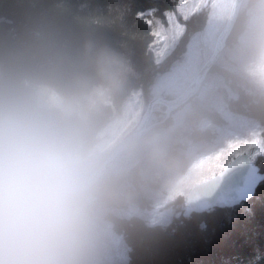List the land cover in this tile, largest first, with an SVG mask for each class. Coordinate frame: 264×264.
Wrapping results in <instances>:
<instances>
[{"label":"clouds","instance_id":"clouds-1","mask_svg":"<svg viewBox=\"0 0 264 264\" xmlns=\"http://www.w3.org/2000/svg\"><path fill=\"white\" fill-rule=\"evenodd\" d=\"M228 57L264 97V0H233ZM128 63L43 8L0 13V264H108L117 228L182 163L175 124L109 111Z\"/></svg>","mask_w":264,"mask_h":264},{"label":"trees","instance_id":"trees-1","mask_svg":"<svg viewBox=\"0 0 264 264\" xmlns=\"http://www.w3.org/2000/svg\"><path fill=\"white\" fill-rule=\"evenodd\" d=\"M15 2L21 6L51 10L58 16L72 21L78 30L102 38L125 56L129 71L121 93L114 98L109 109L113 117L121 110L133 91H140L144 103H148L151 98L150 87L161 74L171 68L176 59L181 60L183 58L190 37L205 27L210 15L208 5H203L187 18L179 16L180 22L185 26L184 31L172 50L164 58L157 60L151 49V44L155 39L154 37H156L152 35L154 24L152 23L149 26L144 22V18L137 16V13L146 14L152 12L153 9V14L148 18L152 19L153 15V19L159 18L165 22L166 13L176 10L178 0H0V13L10 12L15 6ZM154 12L156 13L154 14ZM159 15L162 17L160 18ZM230 39L229 33L222 49L225 52L221 51L219 54L223 53V57L218 56L219 59L216 60L218 62H214L208 68L207 72L211 73L213 70L212 73L215 75L206 72L207 75H205L199 91L185 104L181 105L180 109L172 111L167 118H165V106L163 104H157L153 109L152 115H156L154 121H160L159 124L163 126L175 124V139L182 146H185L183 147L182 163L172 174H185L189 165L193 162L196 151L189 153L188 148L190 145H198V151H202L206 150L207 145L215 142L218 138L216 127L225 124L224 111L227 112V108L230 110L229 112L236 110L235 114L238 112L243 115L247 114L250 119L256 121L261 128L262 132L260 134L264 139V97L251 91L246 79L244 76L242 77L243 74L239 69L240 67H238L239 65L228 57L225 47H227L226 45L230 46ZM224 57H227L228 60H224ZM236 71H239L241 75H239V72L235 74ZM206 76L211 77L206 78ZM207 79L210 80L207 81ZM207 82H211V85L207 86ZM220 82L221 84H219ZM148 86L150 87L147 88ZM228 86H231L230 89L234 92ZM127 92L130 94L124 96ZM216 95L220 98L219 100ZM145 100L147 101L145 102ZM226 104H229V106L226 107ZM245 107L246 109H244ZM183 108L185 109L183 110ZM178 110H183V112L176 123L173 114ZM183 122H186V124ZM203 123L206 124L203 126ZM177 127H179L180 132ZM177 131L179 132L178 135ZM198 135L201 137H198ZM196 136L200 139H197ZM205 137L208 138V141L210 139L211 143L206 141ZM254 159L260 169L264 171V162H262L264 161V154H259ZM222 168L223 166L218 164V160L209 159L204 167L198 170L200 175L195 177L194 180L209 177ZM164 184L160 183L156 189ZM151 193L145 202L138 206L139 209H148L153 205ZM254 196L233 206L212 207L202 212H196L188 207L184 195L180 194L174 201L169 203L179 212L170 217L172 220L169 219L174 224L169 223V221L166 222V225L159 222L146 224V219L137 214L136 219L117 228L116 235L121 236L122 241L127 245V264H264V179L257 186ZM173 202L177 205L181 203L180 208ZM180 211H182L181 214ZM187 214H191L190 217H185ZM173 218L175 219L173 220Z\"/></svg>","mask_w":264,"mask_h":264},{"label":"rangeland","instance_id":"rangeland-1","mask_svg":"<svg viewBox=\"0 0 264 264\" xmlns=\"http://www.w3.org/2000/svg\"><path fill=\"white\" fill-rule=\"evenodd\" d=\"M232 3L233 0H186L182 5L180 0H178L176 10L167 12L174 14L175 19L171 26L168 23L167 16L165 22L159 18H156L157 20L153 19L154 31L159 34L154 37L155 39L151 44V49L156 59L161 60L177 44L184 31L185 26L180 22L178 17L187 18L203 5H208L210 8V15L205 27L190 37L183 58L181 60L176 59L172 63L171 68L167 72L161 74L151 86V98L155 96L174 97L192 80L203 62L210 56L211 52H213L216 39L226 22ZM210 85L211 82H207V86ZM147 104L148 103H144L140 91H135L125 101V104L122 106L121 110L115 114L114 118L125 125H135L140 121ZM184 109L185 108H183V110ZM183 110H178L173 114L176 123ZM224 114L228 123L226 122L225 125L221 126V129H219V126L216 127L217 131L218 129L221 131V133L218 132L220 133L218 139H216L214 143L207 145L206 150L202 151H198V145H190L188 152H196L194 153L193 162L189 165L186 173L183 175L172 174L170 175L171 177L169 176L171 179L167 177L166 180L169 178L170 181H168V179V182H165L156 192H152L153 205L148 209L137 208V214L148 219L147 222L166 223L173 213H178V211L172 209L173 207L170 206L169 203L174 201L180 194H183L186 198L187 191L191 185L208 178L203 177L194 180L195 177L200 175L198 170L203 168L204 164H206L209 159L218 160V164L224 167L235 156L233 154L234 150L230 148L231 145L259 139L261 141L260 145L244 148L243 153H246L252 159L259 154H264V140L260 134L261 128L258 123L250 118H248L249 120L246 117L243 118L241 115L236 117L237 114L228 112H224ZM155 119L156 115L151 114L149 120L154 121ZM205 124L206 123H203V126ZM192 174L193 176H191ZM121 253L123 255H121ZM108 264H127V247L119 235H116L113 240L109 252Z\"/></svg>","mask_w":264,"mask_h":264},{"label":"water","instance_id":"water-1","mask_svg":"<svg viewBox=\"0 0 264 264\" xmlns=\"http://www.w3.org/2000/svg\"><path fill=\"white\" fill-rule=\"evenodd\" d=\"M230 13L222 27L210 57L201 65L192 80L174 97H152L139 122L149 120L157 104L165 106V118L195 95L201 86L208 68L216 61L229 35ZM138 122V123H139ZM160 123V121H154ZM224 171L222 174L221 172ZM264 179V171L254 159L246 153L240 157L234 156L222 169L208 178L191 185L186 194L188 207L196 212H202L212 207H227L250 199L259 183Z\"/></svg>","mask_w":264,"mask_h":264},{"label":"bare ground","instance_id":"bare-ground-1","mask_svg":"<svg viewBox=\"0 0 264 264\" xmlns=\"http://www.w3.org/2000/svg\"><path fill=\"white\" fill-rule=\"evenodd\" d=\"M154 10L156 11V9H154ZM158 10H159V9H158ZM160 11H161V10H160ZM160 11H159V13H160ZM156 12H157V11H156ZM156 12H154V14H155ZM161 12H162V11H161ZM151 13L153 14V9H152V12H151ZM146 14H147V13H146ZM157 14H158V13H157ZM155 16H156V15H155ZM159 16H160V15H159ZM156 17H157V16H156ZM161 17H162V16H160V18H161ZM152 19H153V15H152ZM155 19H156V18H155ZM156 20H157V19H156ZM203 23H204V22H203ZM195 26H196V25H195ZM200 27H201V25H200ZM195 28H196V27H195ZM196 29H197V28H196ZM199 29H200V28H199ZM193 30H194V29H193ZM228 37H229V35H228ZM228 37H227V38H228ZM230 40H231V39H230ZM227 43H228V42H227ZM230 43H231V42H230ZM226 46L228 47V45H226ZM227 47H225L226 50H227ZM225 48H224V49H225ZM221 51L223 52V50H221ZM224 52H225V50H224ZM224 52H223V53H224ZM223 53H222V54H223ZM226 53H227V52H226ZM222 54L219 55V56H222ZM222 57H223V56H222ZM224 58H225V57H224ZM218 59H219V58H217L216 60H218ZM226 59H227V57H226L224 60H226ZM227 60H228V59H227ZM230 60H231V59H230ZM215 62H218V61H215ZM219 62H220V61H219ZM222 62H223V61H222ZM228 62H229V61H228ZM230 62H231V61H230ZM213 64H214V63H213ZM234 66H235V65H234ZM223 67H224V65H223ZM223 67H222V68H223ZM225 67H226V66H225ZM238 67H239V66H238ZM231 68H232V67H231ZM213 69H214V67H213ZM226 69H227V68H226ZM234 69H235V68H234ZM234 69H233V70H234ZM239 69H240V68H239ZM239 69H238V70H239ZM208 70H209V69H208ZM208 70H207V71H208ZM211 70H212V69H211ZM211 70H210V71H211ZM227 70H229V69H227ZM212 71H213V70H212ZM212 71H211V73H210V72H207V73L213 74ZM218 71H219V70H218ZM230 71H231V70H230ZM214 72H215V71H214ZM233 72H235V71H233ZM238 72H239V71H236L235 74H238ZM217 73H219V72H217ZM222 73H224V72H222ZM233 74H234V73H233ZM233 74H232V75H233ZM205 75H207V74H205ZM213 75H215V74H213ZM223 75H224V74H223ZM228 75H229V74H228ZM239 75H241L240 72H239ZM226 76H227V75H226ZM208 77L210 78L211 76H208ZM208 77L206 76V78H208ZM214 77H215V76H214ZM230 77H231V75H230ZM242 77H243V75H242ZM204 78H205V77H204ZM212 78H213V77H212ZM209 80H210V79H207V81H209ZM232 81H233V80H232ZM202 82H203V81H202ZM233 83H234V82H233ZM239 83H240V81H239ZM219 84H221V82H220ZM231 84H232V83H231ZM235 84H236V83H235ZM236 85H237V84H236ZM220 86H221V85H220ZM220 86H219V87H220ZM242 86H243V85H242ZM139 87H140V86H139ZM149 87H150V86H148L147 88H149ZM219 87H218V88H219ZM228 87H229V86H228ZM230 87H231V86H230ZM230 87H229V89H230ZM240 87H241V86H240ZM141 88H142V87H141ZM145 88H146V87H145ZM150 88H151V87H150ZM135 89H136V88H135ZM135 89H134V90H135ZM233 89H234V88H233ZM246 89H247V88H246ZM145 90H146V89H145ZM145 90H144V92H145ZM209 90H210V89H209ZM212 90H215V89H212ZM230 90H231V89H230ZM230 90H228V91H230ZM243 90H244V89H243ZM132 91H133V90H132ZM147 91H148V90H147ZM231 91H232V90H231ZM133 92H134V91H133ZM213 92H214V91H213ZM213 92H212V93H213ZM221 92H222V91H221ZM221 92H220V93H221ZM232 92H234V91H232ZM243 92H244V91H243ZM131 93H132V92H131ZM137 93H139V92H137ZM212 93H211V94H212ZM225 93H226V92H225ZM235 93H237V92L235 91ZM129 94H130V93L127 92V94H125L124 96H127V95H129ZM230 94H231V92H230ZM230 94H228V95H230ZM240 94H241V93H240ZM250 94H251V93H250ZM236 95H237V94H236ZM150 96H151V95H150ZM122 97H123V96H122ZM122 97H121V98H122ZM210 97H211V95H210ZM216 97H217V95H216ZM220 97H221V96H220ZM227 97H228V96H227ZM236 97H237V96H236ZM236 97H235V98H236ZM240 97H241V96H240ZM251 97H252V96H251ZM254 97H256V96H254ZM143 98H144V97H143ZM206 98H207V97H206ZM206 98H205V99H206ZM217 98H218V97H217ZM233 98H234V97H233ZM256 98H257V97H256ZM122 99H123V98H122ZM122 99H121V100H122ZM196 99H197V98H196ZM219 99H220V98H218V100H219ZM223 99H224V98H223ZM253 99H254V98H253ZM200 100H201V99H200ZM214 100H215V99H214ZM229 100H230V99H229ZM236 100H237V99H236ZM146 101H147V100H145V102H146ZM206 101H207V100H206ZM208 101L210 102V100H208ZM216 101H217V100H216ZM240 101H242V100H240ZM219 102H220V101H219ZM190 103H191V101H190ZM192 103H193V101H192ZM202 103H203V101H202ZM212 103H213V102H212ZM224 103H225V102H224ZM226 103H227V102H226ZM141 104H142V103H141ZM184 104H185V103H184ZM214 104H215V102H214ZM142 105H143V104H142ZM196 105H197V104H196ZM200 105L202 106V104H200ZM200 105H199V106H200ZM206 105H207V104H206ZM212 105H213V104H212ZM215 105H216V104H215ZM226 105H227V104H226ZM186 106H188V105H186ZM221 106H222V105H221ZM228 106H229V104H228L226 107H228ZM184 107H185V106H184ZM214 107H215V106H214ZM222 107H223V106H222ZM202 108H204V107H202ZM205 108H206V106H205ZM217 108H218V107H217ZM220 108H221V107H220ZM179 109H180V108H179ZM221 109H222V108H221ZM224 109H225V107H224ZM224 109H223V110H224ZM244 109H246V107H245ZM198 110H199V109H198ZM242 110H243V109H242ZM226 111L229 112L230 110H228V108H227ZM235 111H236V110H235ZM235 111L233 110V111H231V112H229V113H233V112H234V114H235ZM185 112H187V111H185ZM193 112H194V111H193ZM196 112H198V111H196ZM224 112H225V111H224ZM173 113H174V112H173ZM190 113H191V112H190ZM200 113H201V112H200ZM200 113H199V114H200ZM243 113H244V112H243ZM174 114H175V113H174ZM192 114H193V113H192ZM237 114H240V112H238ZM244 114H245V113H244ZM240 115H241V117H243V118H244V117H246L247 119L250 118V117L247 116V114H246V115L240 114ZM249 115H250V114H249ZM190 116H191V115H190ZM250 116H251V115H250ZM191 117H192V116H191ZM236 117H239V115H238V116L236 115ZM255 117H256V116H255ZM257 117H258V116H257ZM189 118H190V117H189ZM189 118H188V120H189ZM195 118H196V117H195ZM190 119H191V118H190ZM215 119H217V118H215ZM254 119H255V118H254ZM256 119H257V118H256ZM180 120H181V119H180ZM222 120L225 122L224 119H222ZM226 120H227V119H226ZM248 120H249V119H248ZM251 120H252V119H251ZM251 120H250V121H251ZM185 121H186V119H185ZM216 121H218V120H216ZM227 121H228V120H227ZM227 121H226V122H227ZM257 121H258V119H257ZM188 122H189V121H188ZM220 122H222V121H220ZM226 122H225V124H226ZM254 122H256V121H254ZM173 123H174V122H173ZM183 123H184V122H183ZM191 123H192V122H191ZM213 123H214V122H213ZM215 123H217V122H215ZM227 123H228V122H227ZM184 124H186V122H185ZM184 124H183V125H184ZM189 124H190V123H189ZM222 124H223V122H222ZM225 124H224V125H225ZM180 125H182V124H180ZM180 125H179V126H180ZM192 125H193V124H192ZM258 125H259V124H258ZM260 125H261V124H260ZM130 126H131V125H130ZM195 126H196V125H195ZM211 126H212V125H211ZM211 126H210V129H211ZM175 127H176V126H175ZM189 127H190V126H189ZM215 127H216V126H215ZM219 127H220L219 129H221V126H219ZM262 127H263V126H262ZM178 128H179V127H177V129H178ZM191 128H192V127H191ZM182 129H183V128H182ZM219 129H218V132L221 133V131H220ZM179 130H180V129H178V131H179ZM191 130H192V129H191ZM199 130H200V129H199ZM207 130H208V129H207ZM213 130H214V129H213ZM178 131H177V135H178V133L180 132V131H179V132H178ZM216 131H217V130H216ZM261 132H262V131H261ZM175 133H176V132H175ZM181 133H182V132H181ZM189 133H190V132H189ZM220 133H218L219 136H220ZM187 134H188V133H187ZM216 134H217V132H216ZM218 135H217V137H218ZM181 136H183V135H181ZM189 136H190V135H189ZM194 136H195V134H194ZM199 136H200V135H198V137H199ZM263 136H264V135H263ZM185 137H186V136H185ZM196 137H197V136H196ZM198 137H197V139H200V138H198ZM200 137H201V136H200ZM210 137H212V136H210ZM182 138H184V137H182ZM186 138L188 139V137H186ZM193 138H194V137H193ZM205 138H206V141H208V138H207V137H205ZM211 139H212V138H211ZM217 139H218V138H217ZM263 140H264V139H263ZM191 141H193V140H191ZM201 141H203V140H201ZM204 141H205V139H204ZM204 141H203V142H204ZM178 142H179V141H178ZM189 142H190V141H189ZM194 142H195V139H194ZM208 142H210V139H209ZM210 143H211V142H210ZM197 144H198V142H197ZM202 144H204V143H202ZM206 144H207V143H206ZM206 144H205V146H206ZM208 144H209V143H208ZM215 144H216V143H215ZM185 145H186V144H185ZM213 146H215V145H213ZM183 147H185V146H183ZM191 147H192V146H191ZM193 147H194V146H193ZM206 147H207V146H206ZM209 147H211V146H209ZM204 148H205V147H204ZM209 150H210V149H209ZM212 150H213V149H212ZM186 154H187V153H186ZM184 158H185V157H184ZM186 159H187V158H186ZM262 162H264V161H262ZM170 177H171V176H170ZM170 177H169V178H170ZM169 178H168V179H169ZM168 179H167V180H168ZM170 179H171V178H170ZM170 179H169L168 181H170ZM167 180L165 179V181L161 182V184H163V183H165V182L167 183V182H168ZM161 186H162V185H161ZM158 188H159V187H158ZM156 190H157V189H156ZM156 190H155V192H156ZM151 194H152V193H151ZM151 196H152V195H151ZM253 196H254V195H253ZM149 197H150V196H149ZM254 197H255V196H254ZM149 199H150V198H149ZM149 202H150V201H149ZM175 202H176V201H175ZM175 202H173V203H175ZM178 202H179V201H178ZM175 204H176V203H175ZM180 204H181V203H179L178 205L176 204V206L179 207ZM172 205H173V204H172ZM182 205H183V204H182ZM170 206H171V205H170ZM173 206H174V205H173ZM174 207H175V206H174ZM181 207H183V206H181ZM179 208H180V207H179ZM172 209H174V208H172ZM182 209H183V208H182ZM174 210H177V209H174ZM167 212H168V211H167ZM170 212H172V211H170ZM181 212H182V211H180V214H181ZM178 213H179V212H178ZM168 214H169V213H168ZM171 214H172V213H171ZM182 214H184V213H182ZM185 214H186V213H185ZM185 214H184V215H185ZM165 215H166V214H165ZM173 215H174V213H173ZM178 215H179V214H178ZM190 215H191V214H189V215L187 214V216H185V217L188 218V216L190 217ZM168 216H169V215H168ZM177 217H178V216H177ZM177 217H175V218H177ZM175 218H173V220H174ZM143 219H145V218H143ZM164 219H166V218H164ZM169 219H170V217H169ZM147 220H148V219H146L145 221H147ZM166 220H168V219H166ZM170 220H172V219H170ZM180 220H181V219H180ZM201 220H202V219H201ZM145 221H144V222H145ZM151 221H154V220H151ZM175 222H177V221H175ZM199 222H200V221H199ZM163 223H164V222H163ZM169 223H171V221H169ZM169 223H168V224H169ZM179 223H180V222H179ZM146 224H150V222H149V223L147 222ZM164 224L166 225L167 223H164ZM171 224H174V223L172 222ZM177 224H178V222H177ZM157 225H159V224H157ZM162 225H163V224H162ZM147 226H148V225H147ZM149 226H150V225H149ZM154 226H155V225H154ZM151 227H152V226H151ZM164 227H165V226H164ZM173 227H174V226H173ZM174 228H175V227H174ZM165 229H167V228H165ZM165 229H164V230H165ZM170 229H171V226H170ZM172 229H173V228H172ZM261 229H262V228H261ZM216 237H217V236H216ZM125 242H126V241H125ZM129 243H130V242H129ZM125 245H126V244H125ZM126 246H127V245H126ZM113 249H114V248H113ZM131 249H132V248H131ZM128 251H129V250H128ZM131 251H132V250H131ZM129 253H130V252H129ZM119 254H120V253H119ZM121 255H123V254L121 253ZM131 262H132V261H131Z\"/></svg>","mask_w":264,"mask_h":264},{"label":"snow or ice","instance_id":"snow-or-ice-1","mask_svg":"<svg viewBox=\"0 0 264 264\" xmlns=\"http://www.w3.org/2000/svg\"><path fill=\"white\" fill-rule=\"evenodd\" d=\"M186 2V0H180V3L183 5L184 3ZM151 11L148 12L147 14L145 13H137V16L138 17H141V18H144V22L146 24H148L149 26L152 25L153 23V20L152 19H149L148 17L151 16ZM166 16L168 17V23L169 25L171 26L173 23H174V14L173 13H166ZM159 33L157 32H153L152 35L156 36L158 35ZM261 144V141L259 139H255L251 142H248V141H245L243 142L242 144H236V145H231L230 148L233 149V154L236 156V157H240L241 155H243V152H244V148H250L254 145H260ZM224 171L221 172V174L223 173Z\"/></svg>","mask_w":264,"mask_h":264}]
</instances>
